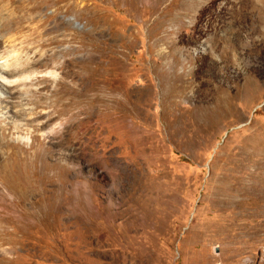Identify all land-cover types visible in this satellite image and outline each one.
<instances>
[{
	"label": "rangeland",
	"instance_id": "obj_1",
	"mask_svg": "<svg viewBox=\"0 0 264 264\" xmlns=\"http://www.w3.org/2000/svg\"><path fill=\"white\" fill-rule=\"evenodd\" d=\"M239 2L0 0V71L33 84L29 139L0 132V264H264V22Z\"/></svg>",
	"mask_w": 264,
	"mask_h": 264
},
{
	"label": "bare ground",
	"instance_id": "obj_2",
	"mask_svg": "<svg viewBox=\"0 0 264 264\" xmlns=\"http://www.w3.org/2000/svg\"><path fill=\"white\" fill-rule=\"evenodd\" d=\"M240 1V6L238 8L234 9L236 6L235 4L232 5V10L239 23H241L242 17L246 11H248L247 8L249 9L248 15L253 17V14L258 13L256 21L258 23L264 22V0H259V4L255 0ZM254 21L255 20H252V22ZM15 62L16 63L13 62L14 64H11L9 69H6V71H0V132L4 129H8L10 131L14 130L17 133V140L23 141L28 140L29 137L27 134L26 136H21L20 130L23 127L28 128V126L32 124H30L31 121H29L27 117L28 114H30V108L27 106L28 100L26 99L33 86L29 79L30 75H28L30 72L32 73V71H28L27 69L21 67V63L19 61ZM18 77H22L23 79L18 80ZM15 94L20 95L21 99L18 101H14V99L10 102H5V100H3L5 98H12ZM24 218H29V216L25 215Z\"/></svg>",
	"mask_w": 264,
	"mask_h": 264
}]
</instances>
